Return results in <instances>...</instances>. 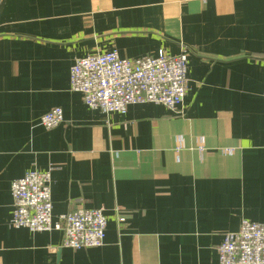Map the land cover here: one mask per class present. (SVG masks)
<instances>
[{"label":"crops","instance_id":"0c3cea01","mask_svg":"<svg viewBox=\"0 0 264 264\" xmlns=\"http://www.w3.org/2000/svg\"><path fill=\"white\" fill-rule=\"evenodd\" d=\"M188 51L182 112L90 109L79 58ZM61 108L64 122L41 118ZM52 173L53 221L107 217L102 247L11 225L13 181ZM264 225V0L0 2V264H220L227 233Z\"/></svg>","mask_w":264,"mask_h":264},{"label":"built area","instance_id":"2783aa9c","mask_svg":"<svg viewBox=\"0 0 264 264\" xmlns=\"http://www.w3.org/2000/svg\"><path fill=\"white\" fill-rule=\"evenodd\" d=\"M188 63L186 49L178 55L159 51L156 56L134 60L122 59L117 51H111L77 59L70 70V84L73 91L82 94L90 109L104 115L124 114L130 105L146 103L180 113L188 94ZM63 122L61 108H54L41 118V125L47 130ZM53 170H32L13 181L11 225L32 233L62 231L63 246L73 250L102 247L108 222L102 209L80 208L54 223ZM217 252L220 264H264V225L243 220L238 231L224 235Z\"/></svg>","mask_w":264,"mask_h":264}]
</instances>
